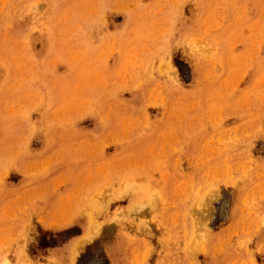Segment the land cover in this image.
Listing matches in <instances>:
<instances>
[{
  "label": "rangeland",
  "instance_id": "1",
  "mask_svg": "<svg viewBox=\"0 0 264 264\" xmlns=\"http://www.w3.org/2000/svg\"><path fill=\"white\" fill-rule=\"evenodd\" d=\"M0 264H264V0H0Z\"/></svg>",
  "mask_w": 264,
  "mask_h": 264
}]
</instances>
